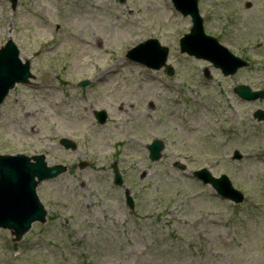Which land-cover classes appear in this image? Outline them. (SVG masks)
Returning a JSON list of instances; mask_svg holds the SVG:
<instances>
[{
  "label": "rangeland",
  "instance_id": "374dc122",
  "mask_svg": "<svg viewBox=\"0 0 264 264\" xmlns=\"http://www.w3.org/2000/svg\"><path fill=\"white\" fill-rule=\"evenodd\" d=\"M198 7L205 32L247 69L226 78L181 54L191 24L169 0H18L14 10L0 0V47L11 40L33 76L0 107V155L66 168L36 188L44 224L18 242L0 230V264H264V122L253 117L264 99L233 92H264V0ZM149 39L169 49L171 77L126 58ZM153 140L163 150L150 162ZM201 169L226 176L243 203L202 185Z\"/></svg>",
  "mask_w": 264,
  "mask_h": 264
},
{
  "label": "water",
  "instance_id": "95a60500",
  "mask_svg": "<svg viewBox=\"0 0 264 264\" xmlns=\"http://www.w3.org/2000/svg\"><path fill=\"white\" fill-rule=\"evenodd\" d=\"M16 1L10 0L12 8L15 7ZM172 2L182 16H189L191 19L192 27L189 34L179 41L181 53L212 63L224 76L233 75L237 69L246 65L222 47L217 40L204 34L197 0H172ZM167 52V49L159 47L156 41H150L135 47L128 56L131 60L152 69L164 66L167 75L171 76L172 69L165 65ZM17 55L18 52L11 42L0 50V103L15 82H26L29 76L28 64L21 65ZM84 85L86 84H82ZM235 92L242 98H251L247 88H236ZM263 115L257 112L255 117L264 120ZM97 117L102 123L105 115L102 112ZM64 146L73 147L67 142H64ZM162 147L159 141L148 146L151 161L160 158ZM33 160L34 163L30 164L28 159L22 157L0 158V227L12 230L17 239L28 230L31 223L44 221L45 211L35 194L36 186L43 180L55 178L65 172L62 166L46 168L42 156L34 157ZM113 173L114 184L120 186L122 180L115 165H113ZM195 175L205 183H212L219 195L236 203L242 201V195L233 190L225 178L210 179V174L205 170ZM127 203L132 208V200L128 197Z\"/></svg>",
  "mask_w": 264,
  "mask_h": 264
},
{
  "label": "bare ground",
  "instance_id": "6f19581e",
  "mask_svg": "<svg viewBox=\"0 0 264 264\" xmlns=\"http://www.w3.org/2000/svg\"><path fill=\"white\" fill-rule=\"evenodd\" d=\"M52 22H53V20L51 21V23H52ZM51 23H50V24H51ZM70 36L73 37V38H75V36H74L72 33L70 34ZM78 42H79V44L82 45V42H81L80 40H78ZM85 45H89V44L87 43V44H85Z\"/></svg>",
  "mask_w": 264,
  "mask_h": 264
}]
</instances>
